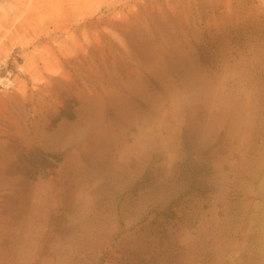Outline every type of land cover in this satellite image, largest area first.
<instances>
[{
    "label": "rangeland",
    "instance_id": "rangeland-1",
    "mask_svg": "<svg viewBox=\"0 0 264 264\" xmlns=\"http://www.w3.org/2000/svg\"><path fill=\"white\" fill-rule=\"evenodd\" d=\"M0 0V264H264V0Z\"/></svg>",
    "mask_w": 264,
    "mask_h": 264
},
{
    "label": "built area",
    "instance_id": "built-area-1",
    "mask_svg": "<svg viewBox=\"0 0 264 264\" xmlns=\"http://www.w3.org/2000/svg\"><path fill=\"white\" fill-rule=\"evenodd\" d=\"M3 62L0 61V91L10 90L14 86V79L10 72L3 73Z\"/></svg>",
    "mask_w": 264,
    "mask_h": 264
},
{
    "label": "bare ground",
    "instance_id": "bare-ground-1",
    "mask_svg": "<svg viewBox=\"0 0 264 264\" xmlns=\"http://www.w3.org/2000/svg\"><path fill=\"white\" fill-rule=\"evenodd\" d=\"M77 1H78L79 3H81V2H82V0H77ZM78 2H77V3H78ZM79 3H78V4H79Z\"/></svg>",
    "mask_w": 264,
    "mask_h": 264
}]
</instances>
